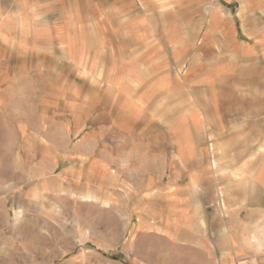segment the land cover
Masks as SVG:
<instances>
[{"label":"rangeland","instance_id":"obj_1","mask_svg":"<svg viewBox=\"0 0 264 264\" xmlns=\"http://www.w3.org/2000/svg\"><path fill=\"white\" fill-rule=\"evenodd\" d=\"M153 1L0 0V37L10 41L34 32L36 39L33 58L0 62V264H92L95 259L87 254L91 242L108 239L103 228L121 227L123 222L109 220L106 211L66 196L65 184L71 176L76 180V169L66 173L61 167L67 160L73 168L80 166L76 160L69 163L67 155L90 150L80 134L108 132L107 119L95 118V107L109 101L120 105L113 119L117 127L127 133L140 127L157 141L156 115L186 113L187 105L182 106L194 96L200 143L202 119L209 115L206 102L216 99L214 89L219 88L204 81L221 63L218 53L209 52L210 39L221 31L230 51L236 46L231 37L243 41L247 31L239 29L236 8L222 12L232 17L204 8L220 0H156L158 8ZM251 31L263 34L259 28ZM142 39L152 41L143 45ZM259 58L258 94L250 96L258 95L264 111V58ZM9 63L35 70L20 92L2 85ZM133 68L148 84V92L138 94L140 107L123 98L115 102L107 91L112 85L123 95H136L128 75Z\"/></svg>","mask_w":264,"mask_h":264},{"label":"crops","instance_id":"obj_2","mask_svg":"<svg viewBox=\"0 0 264 264\" xmlns=\"http://www.w3.org/2000/svg\"><path fill=\"white\" fill-rule=\"evenodd\" d=\"M220 2L204 8L209 12L214 8L223 17L233 14L222 13L224 8H236L239 29H246L247 35L241 32L246 37L243 41L231 37L236 46L230 51L221 31L220 37L210 39L209 52L218 53L221 63L214 68L218 72L204 81L219 88L214 89L216 99L206 102L209 115L201 118V144L196 141L194 96L182 106L187 105L186 113L155 114L157 141L153 132L140 127L133 133L123 132L113 120L120 105L109 101L94 112L95 118L107 119L108 132L101 135L92 128L81 133L82 144L91 152L68 154L77 158L69 163L76 160L80 166L73 168L67 160L61 167L66 173L76 169V180L71 176L65 184L66 196L106 211L111 221L123 222L120 228L102 229L106 241L91 242L87 254L95 259L92 264H264V111L258 95L250 96L258 94L259 57L264 58V0ZM152 4L158 8L156 0ZM32 34L10 41L0 37L4 56L0 62L21 55L33 58L36 39ZM142 40L143 45L152 41ZM130 56L135 60V55ZM4 68L7 83L2 85L7 91L20 92L19 86L35 76L27 65L9 63ZM135 68L128 75L134 85L131 94L136 95L128 97L108 86L115 102L123 98L140 107L138 94L148 92V84L137 78ZM159 93L150 97L151 103ZM107 252L111 254L103 255Z\"/></svg>","mask_w":264,"mask_h":264}]
</instances>
